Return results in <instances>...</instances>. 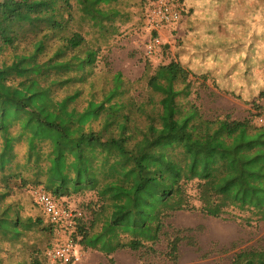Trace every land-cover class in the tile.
Here are the masks:
<instances>
[{
	"label": "trees",
	"instance_id": "trees-1",
	"mask_svg": "<svg viewBox=\"0 0 264 264\" xmlns=\"http://www.w3.org/2000/svg\"><path fill=\"white\" fill-rule=\"evenodd\" d=\"M28 1L0 0L7 10L0 18V264H71L49 262L47 242L58 225L8 200L15 186L43 188L59 203L93 191L94 204L80 209L67 230L110 264L122 249L159 253L173 264L182 242L200 249L194 232L203 225L168 229L180 212L243 228L264 223V119L256 121L263 105L252 99L253 111L242 119L207 116L192 80L212 81L239 99L253 98L252 90L264 97L256 73L264 65L256 32L264 27V0H251L250 19L206 18L189 7L175 57L156 68L147 64L135 81L98 62L136 2L43 0L33 8ZM173 1L168 6L181 20L183 8ZM245 21L254 22L245 38L214 35ZM164 22L151 28L153 41ZM207 59L217 62L216 71L197 68ZM144 80L148 92L140 99L133 89Z\"/></svg>",
	"mask_w": 264,
	"mask_h": 264
},
{
	"label": "rangeland",
	"instance_id": "rangeland-1",
	"mask_svg": "<svg viewBox=\"0 0 264 264\" xmlns=\"http://www.w3.org/2000/svg\"><path fill=\"white\" fill-rule=\"evenodd\" d=\"M42 1L29 0L28 5L33 8H42ZM131 1L132 3L136 2L132 7L131 21L121 26L120 33L111 41L109 46L103 49L98 62L103 67L107 66L113 71L122 72L131 81L142 78L147 64L151 65L152 68H156L160 64L170 62L175 57L174 45L176 40L185 34L184 18L189 7H193L195 12L203 17L224 21L237 18L250 19L254 10V3L251 0H231L222 3L209 0H174V5L179 10L181 9V13L183 8L182 19L177 23L158 29L159 36L157 38L160 39V44L156 46L154 53L149 54L147 46L153 42L151 28L155 26L147 23L145 15L147 10L151 8L153 0ZM5 12H7L6 8L0 7V18ZM245 23L241 28L230 24L225 28L222 25L218 30H214V35L245 38L250 32V29H247L248 25L252 24L254 26V22L248 23L245 21ZM256 32L258 34L257 43L264 45V27L257 25ZM245 49L246 46L242 47L235 55L241 57ZM197 68L200 71H207V69L216 71L218 64L212 59H207L204 65H198ZM256 73L264 87V65L257 69ZM192 80L193 89L200 94L197 102L207 116H223L226 113H231L235 118H244L253 111L252 99L260 104L264 100V97L258 96L257 90H252L253 98L247 96L244 99H239L225 91L218 90L214 87L212 81H209L208 85L205 86L199 80V77L193 76ZM133 90L138 98L146 97L148 89L145 80L135 84ZM192 97L194 98L195 95H192ZM256 121L258 123L263 122L260 118H256ZM33 188L35 187L18 188L15 186L8 200H19L23 203L26 213L39 214L45 220H49V216L43 212L44 210L39 206L33 192H31ZM95 199L93 191H87L83 194L78 193L63 197L60 204L83 210L93 205ZM167 223L169 225L168 229H171L170 226H204V230L194 232L200 249L188 245L186 241L182 242L180 246L181 258L178 264H264V223L257 229L252 227L243 228L235 220L206 217L198 211L177 213L170 217ZM70 240L73 241L70 231L55 226L54 236L47 242L48 244L51 243L46 251L49 262L54 263L56 261L49 258L48 251L63 246ZM163 247V245H159V249ZM72 251L78 256V259H73L70 262L71 264H110L104 254L92 249H84L74 241ZM114 258L113 264H173L167 262L159 253L156 255L145 253L143 257H140L136 252L129 249L119 250L114 254Z\"/></svg>",
	"mask_w": 264,
	"mask_h": 264
},
{
	"label": "built area",
	"instance_id": "built-area-1",
	"mask_svg": "<svg viewBox=\"0 0 264 264\" xmlns=\"http://www.w3.org/2000/svg\"><path fill=\"white\" fill-rule=\"evenodd\" d=\"M168 2L169 0H157L156 8L153 12L154 14L149 18L150 25L159 28L162 20H165L166 22L164 23L169 25L177 23L180 20V12L170 9ZM158 44H160V39L156 38L147 46L148 53H154V48ZM33 194L38 204L49 216V220L58 226L70 229L74 225L75 217L81 216L83 214L80 209H74L68 207L67 205L60 204L52 194L45 191L43 188L35 189ZM72 247L73 241L70 240L65 245L48 251V256L54 261L70 263L73 259H78V256L72 251Z\"/></svg>",
	"mask_w": 264,
	"mask_h": 264
},
{
	"label": "crops",
	"instance_id": "crops-1",
	"mask_svg": "<svg viewBox=\"0 0 264 264\" xmlns=\"http://www.w3.org/2000/svg\"><path fill=\"white\" fill-rule=\"evenodd\" d=\"M261 105H263V109H262V116L260 119H264V100L261 102ZM246 117V116H245ZM235 118V117H234ZM242 119V118H241Z\"/></svg>",
	"mask_w": 264,
	"mask_h": 264
}]
</instances>
